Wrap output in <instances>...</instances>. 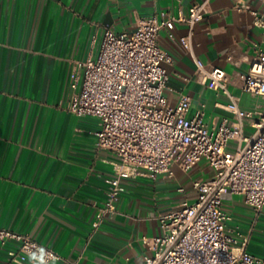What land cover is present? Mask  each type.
Returning a JSON list of instances; mask_svg holds the SVG:
<instances>
[{
	"label": "crops",
	"instance_id": "crops-1",
	"mask_svg": "<svg viewBox=\"0 0 264 264\" xmlns=\"http://www.w3.org/2000/svg\"><path fill=\"white\" fill-rule=\"evenodd\" d=\"M200 1L0 0V228L27 233L77 264L142 261L143 238L159 233L157 216L193 200L192 182L212 170L201 160L186 172L173 164L170 175L123 178L116 211L93 230V202L106 199L115 156L95 146L97 118L68 110L69 75L78 62L95 57L105 27L131 31L155 11L187 14ZM250 9L264 12V2L210 0L193 26L191 51L178 39L189 32L187 24L176 23L172 37L159 32V45L172 56L163 64L170 104L188 94V115L202 109L209 126L234 119L230 98L197 80L194 58L233 76L245 71L264 43V26L254 23ZM228 89L242 109L256 102L236 85ZM256 105L264 110V101ZM222 201L231 216L226 231L264 257V207L255 211L238 194L225 193ZM13 246L0 245V264H14L7 254Z\"/></svg>",
	"mask_w": 264,
	"mask_h": 264
},
{
	"label": "built area",
	"instance_id": "built-area-1",
	"mask_svg": "<svg viewBox=\"0 0 264 264\" xmlns=\"http://www.w3.org/2000/svg\"><path fill=\"white\" fill-rule=\"evenodd\" d=\"M209 2H194L187 14L155 11L131 31L105 27L95 57L78 62L69 75L68 110L97 118L95 146L115 156L106 199L100 206L93 202V230L116 211L123 178L170 175L173 164L186 172L201 160L212 170L211 177L192 182L193 200L157 216L159 233L143 238L147 253L139 264H264V257L246 250V238L226 231L231 216L222 201L225 193L238 194L253 210L264 207V110L240 108L228 89L233 84L264 96V43L248 58V68L234 76L194 58L197 80L230 98L232 121L209 126L202 109L188 115V94H180L173 105L165 95L169 75L163 64L172 56L159 45V32L165 29L172 37L176 23L187 24L189 32L178 39L191 51L193 26L204 18ZM250 11L254 23L264 26V12ZM9 242L14 246L8 259L14 264H77L27 233L0 228V245Z\"/></svg>",
	"mask_w": 264,
	"mask_h": 264
},
{
	"label": "rangeland",
	"instance_id": "rangeland-1",
	"mask_svg": "<svg viewBox=\"0 0 264 264\" xmlns=\"http://www.w3.org/2000/svg\"><path fill=\"white\" fill-rule=\"evenodd\" d=\"M255 96V103L253 102V106L251 107L252 109H254L257 105L256 103H261V101H264V96H257V95H254ZM252 129L250 128V131Z\"/></svg>",
	"mask_w": 264,
	"mask_h": 264
}]
</instances>
